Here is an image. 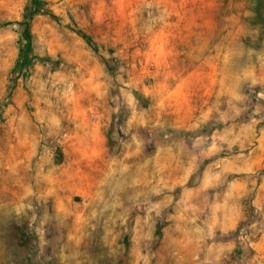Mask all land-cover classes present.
<instances>
[{"label":"rangeland","instance_id":"obj_1","mask_svg":"<svg viewBox=\"0 0 264 264\" xmlns=\"http://www.w3.org/2000/svg\"><path fill=\"white\" fill-rule=\"evenodd\" d=\"M0 0V264H264V0Z\"/></svg>","mask_w":264,"mask_h":264},{"label":"trees","instance_id":"obj_2","mask_svg":"<svg viewBox=\"0 0 264 264\" xmlns=\"http://www.w3.org/2000/svg\"><path fill=\"white\" fill-rule=\"evenodd\" d=\"M43 5L42 0H34V10L32 12V15H36L39 11V7Z\"/></svg>","mask_w":264,"mask_h":264}]
</instances>
